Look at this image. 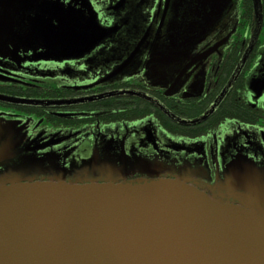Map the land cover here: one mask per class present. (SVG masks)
<instances>
[{
    "label": "flooded vegetation",
    "instance_id": "flooded-vegetation-1",
    "mask_svg": "<svg viewBox=\"0 0 264 264\" xmlns=\"http://www.w3.org/2000/svg\"><path fill=\"white\" fill-rule=\"evenodd\" d=\"M21 3L87 6L105 31L77 59L0 55V94L59 104L0 103V118L26 122L23 145L41 160L31 182L180 180L210 197L238 196L247 181L264 186V0H230L199 42L166 58L171 34L196 37L178 31L187 1Z\"/></svg>",
    "mask_w": 264,
    "mask_h": 264
},
{
    "label": "water",
    "instance_id": "water-1",
    "mask_svg": "<svg viewBox=\"0 0 264 264\" xmlns=\"http://www.w3.org/2000/svg\"><path fill=\"white\" fill-rule=\"evenodd\" d=\"M21 1L0 2L3 57L29 50L34 62L77 59L105 36L87 6L76 10L69 3L62 9L52 3L32 10ZM181 1L188 2L189 17L178 31L192 27L187 33L196 37L171 34L163 58L199 42L216 19L214 12L230 0ZM175 27L170 24L169 33ZM152 64L150 72L157 76ZM0 103L59 105L2 94ZM25 126L0 118V264H264L261 183L244 182L238 196L210 197L180 180L31 182L28 173L40 170L41 160L23 145Z\"/></svg>",
    "mask_w": 264,
    "mask_h": 264
}]
</instances>
